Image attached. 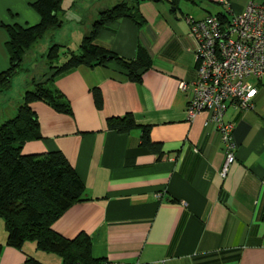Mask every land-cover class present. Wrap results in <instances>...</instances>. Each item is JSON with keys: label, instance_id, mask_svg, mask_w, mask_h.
Masks as SVG:
<instances>
[{"label": "crops", "instance_id": "1", "mask_svg": "<svg viewBox=\"0 0 264 264\" xmlns=\"http://www.w3.org/2000/svg\"><path fill=\"white\" fill-rule=\"evenodd\" d=\"M34 1L0 0V73L10 67L7 28L40 22ZM80 1L62 0L63 25L49 33L48 43L77 50L98 13L121 0ZM250 2L264 5V0H230L231 10L240 13ZM137 9L141 25L128 18L112 21L95 42L125 60L143 48L151 65L141 82L126 79L114 61L80 65L52 82L68 100L70 114L41 101L29 105L40 139L26 142L22 152H60L85 189V199L66 210L52 230L67 239L86 234L91 256L111 264H264V77L256 84L252 109L230 107L224 115L234 125L237 149L222 176L221 136L207 112L186 118L192 91L179 88L195 78V41L185 18L201 20L222 13V6L215 0H180L175 10L169 0H140ZM26 75L30 82L33 74ZM23 91L17 92L18 106ZM127 114L137 128L125 134L108 129L109 118ZM141 127L160 144L159 152L141 144ZM1 221L0 264H25L28 256L62 264L34 243L22 250L7 246Z\"/></svg>", "mask_w": 264, "mask_h": 264}, {"label": "trees", "instance_id": "2", "mask_svg": "<svg viewBox=\"0 0 264 264\" xmlns=\"http://www.w3.org/2000/svg\"><path fill=\"white\" fill-rule=\"evenodd\" d=\"M139 1L121 0L113 7L101 10L77 50L51 43L40 56L45 62V71L38 77L34 76L38 63L33 59L30 63L28 57L33 46L46 34L62 27L65 12L62 0L34 1L32 7L40 22L29 28H7L10 67L0 73V92L10 86L20 71L33 74L32 88L23 93L16 114L0 123V219L7 233V246L22 250L25 243H34L37 250L59 256L62 264L105 263L91 256L92 242L86 234L67 239L52 230V224L66 210L85 199L84 186L74 168L58 151L24 154L22 149L26 142L40 139L37 117L29 107L30 103L41 101L56 112L71 113L68 100L52 85L56 76L80 65L95 68L114 61L126 79L141 82L142 73L151 65L143 48L137 49L134 59L125 60L95 42L99 30L112 21L128 18L141 25L144 20L137 9ZM169 2L177 10L180 0ZM223 12L216 15L222 22H227L228 14ZM93 94L98 105L99 93L94 91ZM107 127L125 134L137 125L134 117L127 114L109 118ZM140 139L143 146L154 152L160 151V144L151 142L147 127H141ZM1 250L0 245V253ZM25 264L41 263L28 256Z\"/></svg>", "mask_w": 264, "mask_h": 264}, {"label": "built area", "instance_id": "3", "mask_svg": "<svg viewBox=\"0 0 264 264\" xmlns=\"http://www.w3.org/2000/svg\"><path fill=\"white\" fill-rule=\"evenodd\" d=\"M215 1L230 15L227 22L217 15L201 20L185 18L195 41V78L189 84L181 82L179 88L192 91L186 118L192 120L207 112L215 124L224 146L221 174L225 176L235 160L237 144L234 125L225 122L224 115L230 107L252 109L256 84L264 77V5L250 2L236 14L230 0Z\"/></svg>", "mask_w": 264, "mask_h": 264}, {"label": "rangeland", "instance_id": "4", "mask_svg": "<svg viewBox=\"0 0 264 264\" xmlns=\"http://www.w3.org/2000/svg\"><path fill=\"white\" fill-rule=\"evenodd\" d=\"M82 4L85 3V0H81ZM186 5H189L188 3H185ZM79 14V15H78ZM76 15L80 16V13H77ZM49 33L45 35L44 39L39 41L36 45L33 46L31 56L28 57L29 60H31L32 54L35 55L36 58L34 61H37L38 67L37 70L34 71L35 76H39V72L42 70L43 72L45 71V62L43 58L40 57L43 53L47 51V48L49 47L50 43H48V37ZM37 54H40L37 57ZM24 64H22V68H24ZM23 88V93L26 90H29L32 88L28 75L24 73L23 71H20L13 79L10 84V86L0 92V123L3 121L11 118L13 115L16 114L18 104L17 101L20 100L17 96V92ZM20 104V103H19ZM13 112V113H12ZM1 221V219H0ZM3 222V221H1Z\"/></svg>", "mask_w": 264, "mask_h": 264}]
</instances>
